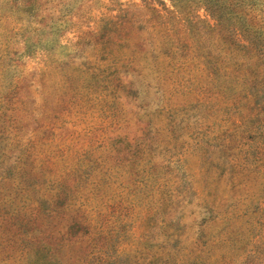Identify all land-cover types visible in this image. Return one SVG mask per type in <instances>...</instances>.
I'll return each mask as SVG.
<instances>
[{
  "label": "rangeland",
  "instance_id": "1",
  "mask_svg": "<svg viewBox=\"0 0 264 264\" xmlns=\"http://www.w3.org/2000/svg\"><path fill=\"white\" fill-rule=\"evenodd\" d=\"M150 6L173 10L0 0V217L64 181L75 185L64 209L91 220V241L53 248V264H194L229 210L237 242L203 256L264 252V114L208 73L210 38L194 33L214 24L203 8L190 26ZM6 252L0 264H21Z\"/></svg>",
  "mask_w": 264,
  "mask_h": 264
},
{
  "label": "trees",
  "instance_id": "2",
  "mask_svg": "<svg viewBox=\"0 0 264 264\" xmlns=\"http://www.w3.org/2000/svg\"><path fill=\"white\" fill-rule=\"evenodd\" d=\"M173 10L165 13L151 7L152 18H198L197 8H203L214 20L213 25L194 27L198 42L210 38V46L200 54L204 66L214 78L221 79L228 87L233 98H241L247 103V110L264 114V11L261 0H170ZM258 8V14L247 15L248 10ZM259 159L264 160V152ZM10 184H18L16 178H9ZM75 185L64 181L38 196L33 201L28 200L27 206L16 207L13 212L3 214L0 235L1 249H6L5 259H21V264H53L55 250H61L72 243L79 244L88 235L91 241V220L80 216V210L75 215L73 209L65 210L69 204ZM25 192V188L17 187ZM215 196V195H213ZM13 200V198L10 197ZM213 202L216 199L212 200ZM237 204V203H236ZM229 209V207L227 208ZM73 214V215H72ZM215 215H212L214 217ZM224 222L219 234L201 242L196 247L192 258L194 264H264V252L258 251L257 245L245 248L235 259L224 258L217 261L214 256L203 254L220 243H225L228 235L236 240V219L232 212L226 211L221 215ZM82 231L78 234L76 229ZM239 226L242 223L238 224ZM253 225V224H252ZM11 227L12 229H6ZM71 230V231H70ZM78 234V235H77ZM58 240H55L57 236ZM66 244V245H65ZM94 243H90L93 250Z\"/></svg>",
  "mask_w": 264,
  "mask_h": 264
}]
</instances>
